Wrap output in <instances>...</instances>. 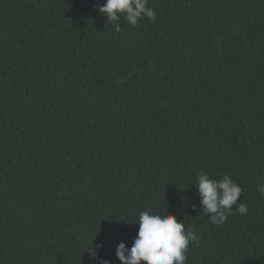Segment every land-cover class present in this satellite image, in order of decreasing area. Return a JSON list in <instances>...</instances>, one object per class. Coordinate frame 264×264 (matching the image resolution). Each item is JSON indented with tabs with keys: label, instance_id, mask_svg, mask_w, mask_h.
<instances>
[{
	"label": "trees",
	"instance_id": "trees-1",
	"mask_svg": "<svg viewBox=\"0 0 264 264\" xmlns=\"http://www.w3.org/2000/svg\"><path fill=\"white\" fill-rule=\"evenodd\" d=\"M104 2L0 0V264H121L167 207L186 264H264V0H148L119 32ZM201 172L248 213L212 224Z\"/></svg>",
	"mask_w": 264,
	"mask_h": 264
},
{
	"label": "clouds",
	"instance_id": "clouds-1",
	"mask_svg": "<svg viewBox=\"0 0 264 264\" xmlns=\"http://www.w3.org/2000/svg\"><path fill=\"white\" fill-rule=\"evenodd\" d=\"M98 11L106 16L107 21L113 22L117 32L122 27L121 16L133 27L144 17H148L153 23L157 21V13L148 6V0H105L98 6ZM195 185L202 212L209 216L212 224L225 223L234 212L241 215L248 213L245 203L240 202L237 205L243 190L229 174L216 179L201 172L196 177ZM257 191L264 195V184H258ZM234 205H237L235 209ZM135 222L139 224V229L132 246L128 247L122 241L116 248V256L121 264H186L189 246L198 237L185 220L178 219L167 207L159 212L151 208L142 210ZM102 247V244L94 242L87 247L89 258L96 264H110V261L99 254Z\"/></svg>",
	"mask_w": 264,
	"mask_h": 264
}]
</instances>
